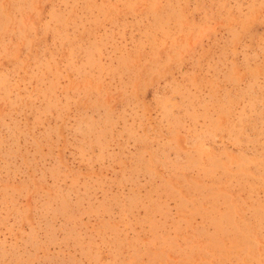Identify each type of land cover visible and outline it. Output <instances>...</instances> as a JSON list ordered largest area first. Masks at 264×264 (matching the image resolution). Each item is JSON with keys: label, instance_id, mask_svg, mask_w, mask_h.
I'll use <instances>...</instances> for the list:
<instances>
[{"label": "rangeland", "instance_id": "1", "mask_svg": "<svg viewBox=\"0 0 264 264\" xmlns=\"http://www.w3.org/2000/svg\"><path fill=\"white\" fill-rule=\"evenodd\" d=\"M0 264H264V0H0Z\"/></svg>", "mask_w": 264, "mask_h": 264}]
</instances>
